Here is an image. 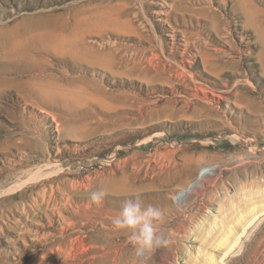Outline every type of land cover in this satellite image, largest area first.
I'll list each match as a JSON object with an SVG mask.
<instances>
[{
    "label": "rangeland",
    "instance_id": "obj_1",
    "mask_svg": "<svg viewBox=\"0 0 264 264\" xmlns=\"http://www.w3.org/2000/svg\"><path fill=\"white\" fill-rule=\"evenodd\" d=\"M0 75V264H264V0H0ZM135 192L170 241L142 256Z\"/></svg>",
    "mask_w": 264,
    "mask_h": 264
},
{
    "label": "clouds",
    "instance_id": "obj_2",
    "mask_svg": "<svg viewBox=\"0 0 264 264\" xmlns=\"http://www.w3.org/2000/svg\"><path fill=\"white\" fill-rule=\"evenodd\" d=\"M109 195L104 188H97L89 193L92 204L100 206ZM162 210L153 204H146L142 194L135 192L121 202L118 214L111 224L114 231L125 234L137 256L167 246L170 241L159 231L163 221Z\"/></svg>",
    "mask_w": 264,
    "mask_h": 264
},
{
    "label": "bare ground",
    "instance_id": "obj_3",
    "mask_svg": "<svg viewBox=\"0 0 264 264\" xmlns=\"http://www.w3.org/2000/svg\"><path fill=\"white\" fill-rule=\"evenodd\" d=\"M12 31V30H11ZM10 31V33L12 34V32ZM9 31H7V33H8ZM19 34V33H18ZM8 35V34H7ZM26 35V34H25ZM13 36H15V35H13ZM28 36V35H27ZM46 36V35H45ZM34 37H36V36H34ZM12 38H14V37H12ZM20 38V37H19ZM18 37H15V39H14V41H13V44L15 45V46H17V48H18V46L20 45V46H22L23 44H26L25 42H23V44H22V41H23V36L19 39ZM25 38V37H24ZM30 38V37H29ZM38 38V37H37ZM22 39V40H21ZM26 39V38H25ZM31 39L32 38H30V39H28V40H30V42H31ZM33 41V40H32ZM35 41H36V39H35ZM29 42V41H28ZM31 44V43H30ZM27 45V44H26ZM25 45V46H26ZM28 45H29V43H28ZM27 45V46H28ZM30 46V45H29ZM28 46V47H29ZM13 47V50L15 49L14 48V46H12ZM11 47V48H12ZM27 47V49H29ZM26 48V47H25ZM32 48V47H31ZM23 49V48H22ZM13 50H12V52H13ZM17 50V49H16ZM15 50V51H16ZM20 50V49H19ZM11 51V50H10ZM14 51V52H15ZM27 51V50H26ZM17 52V51H16ZM23 52H24V50H23ZM22 52V53H23ZM19 54V53H18ZM18 54H16L17 56H15V59L17 60V63L14 61H11V62H13L14 64L16 63L17 64V68H13L12 70L14 71L13 73H16V74H20V73H24L25 71H29L30 70V68H31V65H29V63H30V61H31V59H30V57H27V54L26 53H23V55H21V53L19 54L20 56H18ZM30 54V53H29ZM35 56V55H34ZM37 57V56H36ZM41 59V58H40ZM21 65H22V67H21ZM10 66H12V64L10 65ZM9 66V67H10ZM16 66V65H15ZM14 67V66H13ZM18 67H19V69H20V67H21V69L19 70L18 69ZM8 70H10V68L8 69ZM19 70V71H18ZM35 70V69H34ZM4 71V70H3ZM33 71V70H32ZM9 73H10V71H8ZM8 75V74H7ZM1 76V75H0ZM19 77V78H18ZM21 76H16L15 78H11L10 80H4L3 79V83L5 82V81H8V82H11V83H16L20 88H24L23 87V84L25 85V87H26V89L29 91L28 93H30L31 95H37V96H39V95H41V94H43L44 92H46L47 91V84H45L44 82H43V80L41 79V78H39V76H37V75H33V74H31L30 73V75H28L27 77H25V80H23V79H21L20 78ZM8 79H9V77H8ZM0 82H1V80H0ZM2 83V84H3ZM3 85H6V83L5 84H3ZM23 92H25V91H23ZM26 93V92H25ZM182 162V161H181ZM189 165V161L188 160H185L184 162H183V164L181 165V167L182 168H184V167H186V166H188ZM141 171V170H140ZM176 171V170H175ZM178 171V170H177ZM207 172H208V170L207 171H203L202 173H201V175H200V178H198V181H202L201 183H203L204 182V179H205V176H206V174H207ZM183 173V172H182ZM209 173V172H208ZM180 174V173H179ZM147 175V174H146ZM197 187V183H196V181H195V183L194 184H190L186 189H184V190H182L181 192H180V196L179 197H183V196H186V195H189V194H191V193H193L194 192V189ZM154 194V193H153ZM170 199V198H169Z\"/></svg>",
    "mask_w": 264,
    "mask_h": 264
}]
</instances>
